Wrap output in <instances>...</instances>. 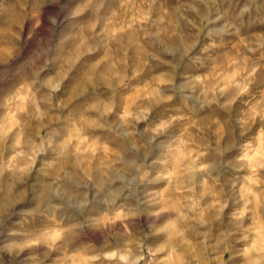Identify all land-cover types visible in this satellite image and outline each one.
<instances>
[{"label":"rangeland","instance_id":"374dc122","mask_svg":"<svg viewBox=\"0 0 264 264\" xmlns=\"http://www.w3.org/2000/svg\"><path fill=\"white\" fill-rule=\"evenodd\" d=\"M0 264H264V0H0Z\"/></svg>","mask_w":264,"mask_h":264},{"label":"bare ground","instance_id":"6f19581e","mask_svg":"<svg viewBox=\"0 0 264 264\" xmlns=\"http://www.w3.org/2000/svg\"><path fill=\"white\" fill-rule=\"evenodd\" d=\"M12 256V255H11Z\"/></svg>","mask_w":264,"mask_h":264}]
</instances>
